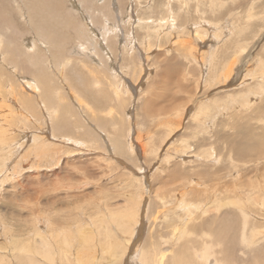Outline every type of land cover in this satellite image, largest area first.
Wrapping results in <instances>:
<instances>
[{
	"label": "rangeland",
	"instance_id": "obj_1",
	"mask_svg": "<svg viewBox=\"0 0 264 264\" xmlns=\"http://www.w3.org/2000/svg\"><path fill=\"white\" fill-rule=\"evenodd\" d=\"M33 2L42 9L40 0ZM50 2L43 0V7ZM54 3L64 17L57 56L37 45L44 40L23 1L7 15L15 17L24 40L18 32L19 64L13 66L20 92L14 102V93L6 95L13 103L0 109V258L29 252L34 246L22 244L34 238L59 264H200L210 241L221 240L217 247L229 261L233 256L240 264H261L264 0ZM146 16L156 30L152 41L138 27ZM161 19L164 31L156 24ZM72 20L75 26L65 28ZM0 36H9L7 25ZM185 38L197 39L195 58L179 48ZM1 47L0 83L10 88L13 43L5 40ZM24 50L45 58L42 78L51 100L60 96L73 108H79L78 96L88 100L89 111L78 109L84 135L66 120L75 136H57L49 110L35 102L40 92L34 102L20 104L27 91L36 92V66ZM130 52L136 60L125 65ZM228 58L229 64L235 60L232 75L216 77ZM25 119L33 123L25 125ZM239 204L253 213V248L239 236ZM220 220L233 228L222 236L215 232Z\"/></svg>",
	"mask_w": 264,
	"mask_h": 264
},
{
	"label": "bare ground",
	"instance_id": "obj_2",
	"mask_svg": "<svg viewBox=\"0 0 264 264\" xmlns=\"http://www.w3.org/2000/svg\"><path fill=\"white\" fill-rule=\"evenodd\" d=\"M5 1H6V5L8 6L7 9H6V7L4 8V2ZM22 1L24 2L23 5L27 6L26 7L27 12L29 14V17L31 18V21L34 24L38 25V28L41 31L42 39L44 41L43 42H40V41L37 42V45L39 47H42L44 45L48 46V48L53 49V54L55 56H57L59 53L60 44L63 40L61 38V36L58 34V32L62 28L61 19L64 17L60 15L61 10L58 8V6L55 5L56 4V3H54L55 0H50L51 2L49 4L45 3V7H43V0H40L42 9H39V10L36 8V6L33 2L34 0H21V2ZM21 2H20V0H0V31H4L5 27L7 25V32L9 34V36H4V37L0 36V45L2 46L1 48H3L5 40L12 41V43H13V50L9 49L11 52L10 58L12 60V62L10 60V63L12 65H10L8 67L10 72L12 71V73H13V77H12L13 80L11 82L10 88H7V86L4 87L0 83V109L3 107V105L4 106H5V104L11 105L14 102L15 98H17L18 93L20 92L21 85H22L21 76L19 75L18 77H16L18 73H17V71H15L16 67L13 66V64H16V65L19 64V62L17 61L16 58H17L18 53H20V51L17 50L16 48H17L18 39H20L22 37V41L24 40V34L22 33L23 34V36H22L21 32H19L18 28L16 27V20L14 19L15 17L10 18L7 16L9 9L15 11V13H16L18 10V6L20 7V5H21ZM23 5H21V8ZM71 16H72V12L68 13V17H71ZM146 17L148 18V16H146ZM146 17L145 18L139 17L138 27L143 29V30H147L148 34L150 33L149 39L152 41L154 39V36H156V30L151 28V25H153V24H150L151 22L149 23V18L146 19ZM16 19H17V17H16ZM163 19H164V17H163ZM39 20H40V22H39ZM157 22L158 23H156V24H158V25L160 24V27L158 28L159 31H164L163 25H164L165 21L161 19L160 21H157ZM69 26L74 27L75 26V20L68 22L65 25V28H68ZM128 30L126 29V31H128ZM205 31H207V30H205ZM18 32L21 35V37L18 34ZM200 32H202V31H200ZM128 35L130 36V33ZM131 35H132V33H131ZM143 35L144 34H142L141 36H143ZM139 37H140V35H139ZM143 37L140 38L141 42H143ZM191 39L192 38H190V40ZM193 40L196 41L197 39L195 40V38H194ZM194 41L191 42V41H189V39L185 38V39H183V41H181L179 43L180 44L179 48L181 50H184L187 55L190 53H194V54H191V56L193 58H195V54H196V51L194 50V47H196L194 44ZM195 43H197V42H195ZM150 45H152V43ZM150 45H149V48L151 47ZM19 46H20V44H19ZM3 49H5V48H3ZM237 50H239V49H235V51H237ZM24 52L29 54V52L27 50H24ZM132 52L126 53V57L124 58V62H123L125 65H129V64L132 65L135 62L136 59H135L134 55L132 54ZM239 52L240 51H238V53ZM234 53H236V52H234ZM30 56L33 58V64L32 65H35L36 70H37L36 73H34V75H35L34 87L36 89V92L32 93V92L27 91L26 96L22 97L23 99H21L20 104L25 105L27 101L34 102L35 100H32V99L36 98V96L40 92L41 98L35 102H36L38 107L42 106L43 111H45L46 109L49 110V121L52 124V127H50V129H53L57 136H59V137H67L69 135L75 136L73 133H70L67 131L68 126L65 125L66 120L71 121V123H70L71 128L74 130L76 129V133L79 134L78 136L84 135L85 134V127L87 125L84 122V120L81 118V114L78 112V109H83L84 112H86L87 110L89 111L88 107H90V103L88 102V100L86 98L84 99V98L78 96L77 100L79 102V106H78L79 108H73L72 104L68 103L67 101L65 102L64 101L65 98H62L60 96H59V99L57 101L51 100V95L49 94L48 88L45 86V80L42 78L43 66L41 63L43 61H45V58H38L34 55H30ZM130 56L134 57V58H131ZM0 57H1V53H0ZM20 57H21V59H23V53L22 52H21ZM235 57H237V56H235ZM233 59H234V57H233ZM229 60H231V59L228 58V61H226V63L223 62L224 63L223 65H227V67L226 68L223 67V68H220L219 70H217V72L215 73L216 77L224 76L225 79H228L232 75V73L234 71L233 64L235 63V60H233L230 64H229ZM27 62L28 61L25 60V64H27ZM69 63H70V58H67V62H65L64 67L61 69L62 70L66 69L68 67ZM82 63H83V65L85 64L84 61H82ZM28 68H29L28 70L31 71L30 67H28ZM104 73H106V71H104ZM223 73H224V75H223ZM1 76H3V75L0 74V77ZM131 84L134 85V82L132 81ZM101 88H102V86H100L98 88V90H100ZM13 93H14V98L12 100L13 102H11L9 100H5L4 97H6V95L11 96ZM114 94L116 96H118V93L115 90H114ZM84 97H85V95H84ZM41 101H43L44 106L41 105ZM45 107H47V108H45ZM63 109H69V110H63ZM111 112L112 111L110 110L107 116H111V114H112ZM80 120H82L83 123H81ZM167 120H168V118H167ZM25 121H26L25 125H27V124L31 125L33 123L29 119H25ZM176 122H178V121H176ZM170 124H172V123H170ZM168 125H169V123H168ZM32 126H34V125H32ZM25 128H27V127H25ZM249 137H251V136H249ZM2 138H4V137H2L0 135V141L2 140ZM44 140H45V138H44ZM256 142H258V141H256ZM261 144H262V142H261ZM254 145H255V143H254ZM254 148H257V147L255 146ZM258 148H260V146H258ZM260 150L261 149H258L257 151H260ZM14 151H15V149H14ZM254 151H256V149ZM247 152L248 151L246 150L244 153H247ZM251 152L253 153V151H251ZM240 153H241V151L237 154H240ZM249 153H250V151H249ZM255 153H257V152H255ZM8 154H9V152H8ZM258 155H260V156L257 157L254 155L255 158H252L253 155L252 156L250 155L251 158H249V156L247 158L251 159L250 161L254 162L256 160V157L260 158L262 155H264V144L262 145V152ZM239 156L243 157L241 154ZM244 158H242V160H244ZM246 160L248 161V159H246ZM244 162H246V161H244ZM238 210H240L239 212L241 213V215L243 217L242 223H241L242 227H241L239 236L241 237L242 242L245 244V247L253 248L256 246L257 242H255V243L252 242V237L257 238V236H258L255 226H253V228L251 230H249V228H250L249 223L251 221L250 217L253 216V213H250V211L248 209H246L245 206H242V205L238 206ZM245 216H246V218H244ZM106 222L111 223L109 220H106ZM209 222L211 224H214L213 221H209ZM215 224H216L215 232L220 236H222L223 233H227L228 230L233 229L230 225L229 226L225 225L224 222H222L221 220L216 221ZM211 235H212V233H211ZM39 236H40L42 242L47 241V239L43 235H39ZM36 240L37 239L30 238L27 242L22 244L23 247L28 248V249H30L32 246H34L29 252H25L24 254H19L17 256H13V257L8 254L6 259L0 258V264H59L54 258H51L50 254L44 253L42 251L44 249V246H42V250L39 249V245L37 244ZM218 245H221V240H218L216 242V244L214 243L213 240L210 241V245H208L204 249V251L202 252L203 258L200 261V264H211L212 259H213V258L210 259L211 256H215V259H213V260H214V262L215 261L216 262L214 264H240L242 262V261L240 262L239 260H237L233 256L230 257L232 261H229L228 256L225 254V250L217 247ZM215 247H217V248H215ZM209 248H212L214 250V253H212L211 255H210L209 250H208ZM193 250H196V248L193 247ZM123 254H124V252L122 253V255ZM68 258H69V256L66 255V259H68ZM116 259L118 260V257ZM193 259L195 260L196 263H198L196 258H193ZM49 260H54L53 261L54 263L50 262ZM122 260H124V259H122ZM180 264H185V263L181 262ZM261 264H264V261H262Z\"/></svg>",
	"mask_w": 264,
	"mask_h": 264
}]
</instances>
